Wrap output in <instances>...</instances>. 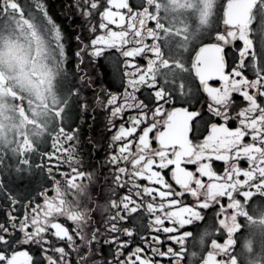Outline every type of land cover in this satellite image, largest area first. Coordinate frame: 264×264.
Masks as SVG:
<instances>
[{"label": "snow or ice", "instance_id": "6c2138e0", "mask_svg": "<svg viewBox=\"0 0 264 264\" xmlns=\"http://www.w3.org/2000/svg\"><path fill=\"white\" fill-rule=\"evenodd\" d=\"M65 7L81 22L79 31L67 36L43 0H0V63L49 80L62 68L60 87L67 97L57 111L61 123L51 150L38 160L20 158L15 175L0 178L6 209L0 213V264H163L157 257L176 264L183 248L163 250L161 233L182 245L189 233L181 229L193 218L215 216L223 224L224 211L235 206L233 191L250 176L259 174L260 184L253 187L264 190V0H205L201 22L211 15L215 26L192 48L185 69L190 79L174 76L171 82L155 73L159 49L154 46L160 39L145 23L155 17L143 4L70 0ZM73 38L76 63L70 71L65 41ZM100 60L111 67V76L107 70L98 73L105 68ZM214 80L218 86L209 83ZM90 107L104 110L105 130L111 133L104 179L119 194L110 201L114 211L99 222L88 218L84 231L77 227L85 220L82 212L61 215L68 206L54 168L67 163L60 176L70 184L96 171L80 155L79 125L72 127ZM200 124L207 132L202 140L195 134ZM94 143L99 141L89 140ZM215 162H222V170ZM37 175V195L22 196L16 181ZM204 188L207 198L199 192ZM185 193L195 203H184ZM248 195L240 193L242 199ZM149 230L150 240L141 235ZM132 243L136 247L129 249Z\"/></svg>", "mask_w": 264, "mask_h": 264}, {"label": "flooded vegetation", "instance_id": "af4514ba", "mask_svg": "<svg viewBox=\"0 0 264 264\" xmlns=\"http://www.w3.org/2000/svg\"><path fill=\"white\" fill-rule=\"evenodd\" d=\"M43 2L48 6L50 14L57 23L61 24L65 36L79 31L81 23L79 17L66 11L65 6L70 0H43ZM131 2L137 5L143 4L155 17L154 22L146 19L145 23L159 34L160 43L154 46L159 49L154 59L156 75L161 79L166 78L169 82L174 76L190 79L185 69L190 64L192 48L215 26L214 17L211 15L205 22H201V8L205 0H131ZM212 2L218 4L219 0ZM220 2L223 3V0ZM112 27L115 30V26ZM223 27L221 23L220 28ZM65 43L66 49H70L66 67L74 71L76 60L73 53L76 41L73 38L71 41L66 40ZM165 59L171 61L167 66L164 63ZM99 63L105 64V68L98 69V73L102 74L107 70L111 76L112 69L107 62L100 60ZM229 64H231L230 58ZM225 70L227 72L230 69L226 67ZM62 76V68L49 80L46 76H29L27 73H22L18 67H9L6 63H0V178L11 179L10 173L15 175V170L19 167L17 161L20 158L29 156L38 160L45 149L51 150L50 146L57 139L61 123L57 111L64 107L67 100L64 90L60 87ZM209 83L214 86L219 85L218 80ZM88 95L91 97V93ZM105 123L104 110L96 107L93 111L90 107L82 119L77 117L76 123L72 125L74 128L79 125V149L84 163L96 167L92 176L70 184L66 177L60 176V172L68 171L69 165L65 163L60 169L54 168L59 189L68 206L66 212L61 215H66L68 210L82 212L85 220L79 222L77 227L83 226L84 231L90 227L88 218L99 222L101 217L114 211L110 201L119 194V189L104 179L108 172V167L104 166L106 148L111 142V133L106 132ZM195 134L202 140L203 135L207 134L205 126L200 124ZM153 135L154 133H150V137ZM93 138L99 143L90 146L89 140ZM153 146H156L154 140ZM50 163L55 164V160ZM215 163L220 165L222 170V162ZM244 163L241 161L242 165ZM188 167L194 169V166ZM166 179H169L177 191L180 190L179 186L171 181L170 176ZM141 182L147 183V181ZM40 183V177L37 175L31 180H17L16 186L22 196H28L29 193L36 196L37 192L33 189L38 191ZM254 184H260L259 174L250 176L243 186H236L232 193V202L235 206L224 211L223 224L218 223L215 216H206L205 219L193 218L191 223L181 229L189 233L182 245L168 241L167 236L161 233L163 250L169 246L183 248L182 258L177 259L176 264H264V190L253 187ZM45 186L50 189L49 195H52V186L50 184ZM126 191L125 189L124 192ZM124 192L120 194L123 195ZM199 192L202 197L207 198L206 188ZM241 192H249L250 195L242 199ZM181 199L184 203H195V199L187 193ZM223 202L226 203V198ZM5 210L3 202H0V213ZM59 220L67 227H74L73 222L66 220L65 217H60ZM144 223H147V219ZM141 235L150 240L154 232L149 230L147 233L142 232ZM220 236H223L227 243L223 238L218 239ZM213 241L217 242L213 243ZM139 242L140 237H137L136 243ZM136 243L130 244L129 249L135 248ZM105 251H108L107 246ZM157 259H162L163 264H168L170 258L157 257Z\"/></svg>", "mask_w": 264, "mask_h": 264}]
</instances>
